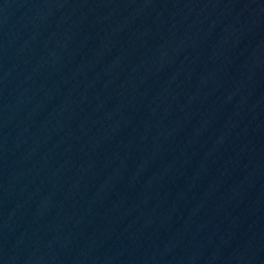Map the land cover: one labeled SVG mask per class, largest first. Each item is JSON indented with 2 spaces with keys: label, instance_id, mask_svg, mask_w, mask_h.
Segmentation results:
<instances>
[{
  "label": "water",
  "instance_id": "obj_1",
  "mask_svg": "<svg viewBox=\"0 0 264 264\" xmlns=\"http://www.w3.org/2000/svg\"><path fill=\"white\" fill-rule=\"evenodd\" d=\"M0 264H264V0H0Z\"/></svg>",
  "mask_w": 264,
  "mask_h": 264
}]
</instances>
